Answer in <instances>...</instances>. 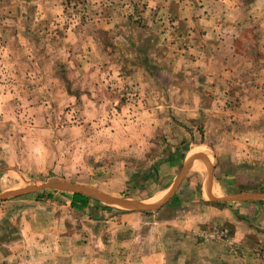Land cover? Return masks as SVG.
Wrapping results in <instances>:
<instances>
[{
	"label": "rangeland",
	"instance_id": "rangeland-1",
	"mask_svg": "<svg viewBox=\"0 0 264 264\" xmlns=\"http://www.w3.org/2000/svg\"><path fill=\"white\" fill-rule=\"evenodd\" d=\"M120 1L0 0V264H191L199 245L243 249L229 226L200 223L202 182L185 171L192 155L230 150L222 70L208 79L193 36ZM74 193L88 206L73 207ZM253 237L248 260L264 264Z\"/></svg>",
	"mask_w": 264,
	"mask_h": 264
},
{
	"label": "crops",
	"instance_id": "crops-1",
	"mask_svg": "<svg viewBox=\"0 0 264 264\" xmlns=\"http://www.w3.org/2000/svg\"><path fill=\"white\" fill-rule=\"evenodd\" d=\"M140 1L164 18L161 24L165 23L174 37L187 34L194 37L192 52H202L205 75L207 78L208 74L212 75L208 79L215 82L222 70L219 74L222 75V113L234 114L233 120L230 119L234 131L222 138V144L231 145L230 150H222L217 162L207 151L190 155L185 171L188 176L196 172L202 182L203 195L194 202L198 203L200 223L229 226L242 241L243 249L233 256L216 245H199L187 250L190 263L250 264L252 261L248 259L253 249L249 241L254 234L264 238V231L258 230L259 225H264V183L257 180L264 175V68L254 67L257 49L264 54V0ZM109 10L115 14V9ZM109 28L118 30L114 26ZM224 32L223 38L220 37L219 33ZM158 46L160 57L170 56L167 45ZM194 59L201 64L197 57ZM208 89L212 93L215 90L213 86ZM230 96L235 101L233 108L229 107L230 102L227 105L226 97ZM188 153L182 160H187ZM178 250L181 260L185 249Z\"/></svg>",
	"mask_w": 264,
	"mask_h": 264
},
{
	"label": "water",
	"instance_id": "water-1",
	"mask_svg": "<svg viewBox=\"0 0 264 264\" xmlns=\"http://www.w3.org/2000/svg\"><path fill=\"white\" fill-rule=\"evenodd\" d=\"M188 163L189 162H187V165H188ZM104 199H106L107 201H109L111 203H117V204H120V205H123V206H132V207L142 208V209H144V208H153V207L159 206V204L163 203V201L161 203H152V204L134 203V202H130V201L119 200V199H116V198H113V197H109V196H104Z\"/></svg>",
	"mask_w": 264,
	"mask_h": 264
},
{
	"label": "trees",
	"instance_id": "trees-1",
	"mask_svg": "<svg viewBox=\"0 0 264 264\" xmlns=\"http://www.w3.org/2000/svg\"><path fill=\"white\" fill-rule=\"evenodd\" d=\"M71 204L75 208L83 209L88 206L89 197L84 194L74 193Z\"/></svg>",
	"mask_w": 264,
	"mask_h": 264
},
{
	"label": "built area",
	"instance_id": "built-area-1",
	"mask_svg": "<svg viewBox=\"0 0 264 264\" xmlns=\"http://www.w3.org/2000/svg\"><path fill=\"white\" fill-rule=\"evenodd\" d=\"M227 233H228V229L227 228H224L223 231L221 230V234L227 235Z\"/></svg>",
	"mask_w": 264,
	"mask_h": 264
}]
</instances>
